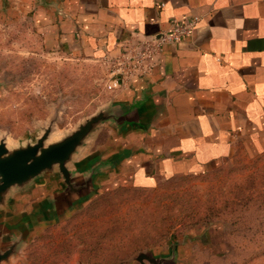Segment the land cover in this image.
Masks as SVG:
<instances>
[{
    "label": "crops",
    "instance_id": "crops-1",
    "mask_svg": "<svg viewBox=\"0 0 264 264\" xmlns=\"http://www.w3.org/2000/svg\"><path fill=\"white\" fill-rule=\"evenodd\" d=\"M63 3L72 21L59 28L69 46L97 59L117 54L134 36L154 37L172 19L200 20L190 38L163 46L151 75L110 91L120 123L101 125L76 155L69 167L76 182L96 169L93 188L127 178L146 189L161 179L203 173L240 146L264 147V0ZM63 189L54 174L14 190L0 210L5 235L53 223L91 194L78 198L63 195ZM213 250L205 233L180 246L177 258L187 263L193 253Z\"/></svg>",
    "mask_w": 264,
    "mask_h": 264
},
{
    "label": "rangeland",
    "instance_id": "rangeland-1",
    "mask_svg": "<svg viewBox=\"0 0 264 264\" xmlns=\"http://www.w3.org/2000/svg\"><path fill=\"white\" fill-rule=\"evenodd\" d=\"M64 5L0 0V143L9 151L58 142L111 106L103 60L71 49L59 28L72 21ZM105 181L2 264H140L205 233L215 250L179 264H264V147L240 146L203 173L146 189Z\"/></svg>",
    "mask_w": 264,
    "mask_h": 264
},
{
    "label": "water",
    "instance_id": "water-1",
    "mask_svg": "<svg viewBox=\"0 0 264 264\" xmlns=\"http://www.w3.org/2000/svg\"><path fill=\"white\" fill-rule=\"evenodd\" d=\"M105 123L115 125L120 123V119L116 117L111 107L100 111L96 116L87 120L71 135L47 146L43 145L45 138L38 140L35 145L20 147L11 151L7 149L4 143H0V210L7 207L14 190H25L38 178L54 174L62 179L63 195H74L81 198L82 194L91 190V194L87 198L89 199L96 194L99 187L93 188L92 185L96 169L91 170L82 180L76 182L75 173L70 171L69 167L87 143L90 134ZM6 232V228L0 226V264L9 260L11 255L16 252L18 245L30 233V231L26 232L24 229H19L18 234L7 235V237ZM177 252L178 249L175 248L164 256L140 255L137 261L140 264H179Z\"/></svg>",
    "mask_w": 264,
    "mask_h": 264
},
{
    "label": "built area",
    "instance_id": "built-area-1",
    "mask_svg": "<svg viewBox=\"0 0 264 264\" xmlns=\"http://www.w3.org/2000/svg\"><path fill=\"white\" fill-rule=\"evenodd\" d=\"M199 21L196 16L172 19L169 27L154 37L134 36L121 43L117 54L102 58L109 77L108 90L126 89L133 78L151 75L163 46L190 38Z\"/></svg>",
    "mask_w": 264,
    "mask_h": 264
}]
</instances>
